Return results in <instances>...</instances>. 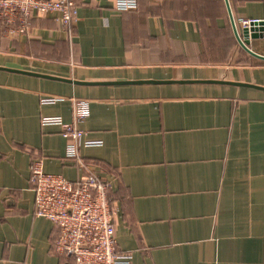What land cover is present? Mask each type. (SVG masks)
Wrapping results in <instances>:
<instances>
[{
	"label": "crops",
	"instance_id": "0c3cea01",
	"mask_svg": "<svg viewBox=\"0 0 264 264\" xmlns=\"http://www.w3.org/2000/svg\"><path fill=\"white\" fill-rule=\"evenodd\" d=\"M230 12L264 22V0H138L124 13L78 0L68 27L53 14L23 36L0 30V264H75L35 215L38 161L75 186L115 182L116 252L130 264H264V60ZM263 35L248 40L262 57ZM74 99L90 115L69 158L62 128L43 123L71 124Z\"/></svg>",
	"mask_w": 264,
	"mask_h": 264
},
{
	"label": "built area",
	"instance_id": "2783aa9c",
	"mask_svg": "<svg viewBox=\"0 0 264 264\" xmlns=\"http://www.w3.org/2000/svg\"><path fill=\"white\" fill-rule=\"evenodd\" d=\"M78 0H0V30L7 37H18L29 32L32 19L56 15L57 21L68 27L75 19ZM119 13L136 11L138 0H114ZM258 20L235 21L241 29L250 28ZM74 120L64 124L60 120H45L43 125H58L69 140L67 157L78 158L77 143L84 132L79 129L90 115V103L74 99ZM97 142H85L86 147ZM35 186V215L46 218L60 230L55 251L73 257L75 264H130L127 256L116 252V209L109 197L115 182L88 176L80 186L73 185L60 175L47 174L42 162L32 167Z\"/></svg>",
	"mask_w": 264,
	"mask_h": 264
},
{
	"label": "water",
	"instance_id": "95a60500",
	"mask_svg": "<svg viewBox=\"0 0 264 264\" xmlns=\"http://www.w3.org/2000/svg\"><path fill=\"white\" fill-rule=\"evenodd\" d=\"M227 2V0H226ZM230 15H231V22H232V26L234 28V32H235V35L237 37V40L238 42L240 43V45L242 46V48L244 50H246L248 53H250L252 56L254 57H257L259 59H262L264 60V57L262 56H259L255 53H253L249 48H248V40L251 38H257V37H262L263 34H261V32H264V22L260 21L258 23H255L253 25H251L250 28H245V29H242V33L241 35L239 34L238 32V29H237V26L235 24V20L230 12ZM264 36V35H263ZM2 68H0L1 70ZM206 83H221V82H216V81H207ZM230 83V82H228ZM240 85H243V86H250L249 84H242L240 83ZM257 87V86H256ZM264 89V88H262Z\"/></svg>",
	"mask_w": 264,
	"mask_h": 264
}]
</instances>
